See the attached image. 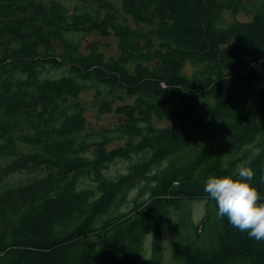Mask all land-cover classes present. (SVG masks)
<instances>
[{
    "label": "trees",
    "instance_id": "1",
    "mask_svg": "<svg viewBox=\"0 0 264 264\" xmlns=\"http://www.w3.org/2000/svg\"><path fill=\"white\" fill-rule=\"evenodd\" d=\"M242 1L77 0L69 15L60 1L0 0V159H7L0 183L42 172L0 192V264H153L141 234L161 255L170 212L190 199L213 201L207 178H239L241 164L253 169L249 183L264 203V153L155 178L159 195L154 187L150 199L128 200L139 179L151 182L152 164L202 133L220 137L212 152L233 156L264 139V0ZM237 6L250 21L225 17ZM88 33L113 35L118 56H106L95 41L83 54L75 35ZM57 71L63 75L47 76ZM93 87L97 100L110 98L99 113L123 119L113 132L125 146L108 150L112 132L90 142L87 107L77 100ZM124 96L132 102L114 109ZM134 154L140 159L128 174L107 176L111 162ZM207 221L196 226L198 237ZM176 258L264 264V240L219 217L209 248L184 238Z\"/></svg>",
    "mask_w": 264,
    "mask_h": 264
},
{
    "label": "rangeland",
    "instance_id": "2",
    "mask_svg": "<svg viewBox=\"0 0 264 264\" xmlns=\"http://www.w3.org/2000/svg\"><path fill=\"white\" fill-rule=\"evenodd\" d=\"M41 3L48 5L51 0H39ZM63 3L67 8L69 7L68 14H72L75 7L79 6L77 0H55ZM248 0H243L246 2ZM120 5V3H117ZM240 4V5H242ZM238 5V6H240ZM237 6V7H238ZM225 17L231 22H247L251 20V16L245 13L242 7H238L235 11H226ZM76 39H81L82 41V53L85 54L87 46L92 42H98L100 44V50L105 53L106 56H118V40L113 37V35L103 37L96 33L88 34H76ZM63 75V72L57 71L47 75L48 77L58 78ZM95 87L90 90H85L81 98L77 101L82 102L87 107V120L88 128L86 133L89 134L91 138L90 142L100 141L103 138V132H112L113 142L108 145V150H114L125 146L126 139H118L115 137L116 131L118 129V124L122 122V118L117 116L114 112L108 114L99 113V106L102 101L110 98L102 97L97 100L94 97ZM97 94L99 92L97 91ZM124 100H116L113 108L124 104L125 102H132V100L123 97ZM155 119V117H154ZM157 126V125H156ZM197 142L192 143L191 147H182L171 152V156L166 158L164 161L158 164H152L149 169H144V173L148 172L149 179L151 182L139 179V183L136 189H133L128 196V200L132 202L134 199H141L142 201L150 199L153 195V190L156 187V193L162 192L161 186L157 185L155 178L160 181L167 178L168 176L172 178L173 172L182 175H186L188 170L195 171L199 174L209 170L214 164L213 162L217 158H223L226 162L245 160L251 158L259 153H264V139L259 140L252 146L247 147L241 154L233 156V154L228 153L224 155L220 152H212L217 144L221 142L220 137L213 135L210 132L202 133L199 136ZM133 144H137L140 139L137 137L132 138ZM139 155L134 154L132 159H116L111 162L107 169V176L110 178H116L121 175H126L129 173V167L134 163L139 162ZM7 159H0V164L4 165ZM213 163V164H212ZM264 171V166H263ZM42 172H35L32 174L19 173L12 177H8L0 183V192L5 188L17 186L19 183H25L29 180L39 178ZM146 180V179H145ZM83 182L88 185V181L84 178ZM218 208L215 201H209L204 198L190 199L184 202L178 210H172L168 217L166 224L163 227V245L161 247V255H156L158 252H153L151 247V237L141 234L140 240L143 241L144 245V256L146 258H152L153 264H176V244L184 238L194 239L199 238V244L203 248H209L213 244L215 238V227L218 222L219 216L217 215ZM208 216V221L203 224L197 236L196 226H200L205 217ZM238 264V263H233Z\"/></svg>",
    "mask_w": 264,
    "mask_h": 264
},
{
    "label": "clouds",
    "instance_id": "3",
    "mask_svg": "<svg viewBox=\"0 0 264 264\" xmlns=\"http://www.w3.org/2000/svg\"><path fill=\"white\" fill-rule=\"evenodd\" d=\"M239 178L232 176H209L204 186V192L215 201L222 219L241 232H246L249 238L264 240V203L255 187L249 181L254 177L251 167L237 166Z\"/></svg>",
    "mask_w": 264,
    "mask_h": 264
}]
</instances>
